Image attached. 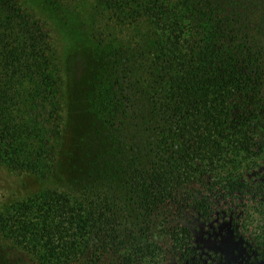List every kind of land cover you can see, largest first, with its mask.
<instances>
[{
	"label": "trees",
	"instance_id": "16d2710c",
	"mask_svg": "<svg viewBox=\"0 0 264 264\" xmlns=\"http://www.w3.org/2000/svg\"><path fill=\"white\" fill-rule=\"evenodd\" d=\"M93 1L82 154L72 141L62 184L0 208V264H213L251 234L258 264L264 0ZM62 62L45 21L0 0V166L55 176Z\"/></svg>",
	"mask_w": 264,
	"mask_h": 264
},
{
	"label": "rangeland",
	"instance_id": "374dc122",
	"mask_svg": "<svg viewBox=\"0 0 264 264\" xmlns=\"http://www.w3.org/2000/svg\"><path fill=\"white\" fill-rule=\"evenodd\" d=\"M41 17L49 29L51 42L63 61L65 106L63 110L64 132L61 139L59 161L52 179L41 181L30 173H18L0 166V208L25 197L46 185H58L67 179L69 151L72 141L82 154L84 137L88 131L91 70L95 64L97 49L92 48L87 34L89 14L93 11V0H63V6L48 7L44 0H21ZM253 232L257 229L252 226ZM236 238L224 236L218 242V255L213 264H253L259 254V245L254 234ZM254 242H250L249 240ZM258 264H264V259Z\"/></svg>",
	"mask_w": 264,
	"mask_h": 264
},
{
	"label": "flooded vegetation",
	"instance_id": "af4514ba",
	"mask_svg": "<svg viewBox=\"0 0 264 264\" xmlns=\"http://www.w3.org/2000/svg\"><path fill=\"white\" fill-rule=\"evenodd\" d=\"M263 259H264V249H263V258H262L261 260H263ZM261 260H260V261H261ZM258 263H259V262H258Z\"/></svg>",
	"mask_w": 264,
	"mask_h": 264
}]
</instances>
